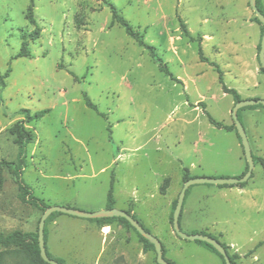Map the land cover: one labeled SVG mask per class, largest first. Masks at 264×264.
I'll return each mask as SVG.
<instances>
[{"label": "rangeland", "instance_id": "rangeland-1", "mask_svg": "<svg viewBox=\"0 0 264 264\" xmlns=\"http://www.w3.org/2000/svg\"><path fill=\"white\" fill-rule=\"evenodd\" d=\"M31 1L0 0V159L20 160L11 133L25 118L20 111L49 110L25 125L34 138L23 179L35 197L49 208L94 213L106 210L113 185V208L135 214L162 242L166 260L224 264L197 241L180 238L171 216L185 169L214 179L245 172L239 134L209 120L233 125L235 101L201 61L199 41L227 87L242 100H264L263 25L250 0H109L182 83L119 23L111 27L112 10L101 0H34L40 37L30 42L31 57L14 59L23 34L35 29L27 19ZM180 19L196 41L184 35ZM85 94L105 117L86 105ZM241 122L253 154L264 158V108L243 109ZM1 174L0 233L38 232L49 208L23 203L14 177L7 169ZM113 226L122 233L106 237L94 221L61 213L47 225V251L66 264L157 263L156 249L144 252L138 231ZM180 227L213 235L240 256L237 264H264V166L255 165L244 187L192 185ZM112 254L120 257L107 262Z\"/></svg>", "mask_w": 264, "mask_h": 264}, {"label": "trees", "instance_id": "trees-1", "mask_svg": "<svg viewBox=\"0 0 264 264\" xmlns=\"http://www.w3.org/2000/svg\"><path fill=\"white\" fill-rule=\"evenodd\" d=\"M101 1H103L105 4H107L112 10L113 20L111 23V27L114 26L115 23H119L122 27L125 28L127 34L130 37H132L141 47L146 48L150 52V55L152 56V58H154L156 61L159 62L160 69L162 72H164L166 75L171 77V79L173 81L182 83L179 78H176L170 72V70L168 69V66L164 63L162 58L159 57L156 47H154L153 45H151L145 41L144 35L142 33H140L139 31H137L127 21V19L123 15L120 14L116 5L109 0H101ZM257 6H258L259 10L264 14V8L261 4V0H257ZM27 19L35 27V29L29 34H23V37H22L23 43H22L21 50L16 55V57L14 59L31 57L32 54H31V50H30V42H35L40 37L41 28L39 27L38 22L35 18L34 0L31 1V5L28 9ZM256 19L261 25H263L261 23V21L259 20V18H256ZM180 23H181V28L184 32V35L186 37L190 38L191 41H196V39L191 35V33L187 29L186 25L183 23V21L181 19H180ZM262 31L264 33V26H263ZM199 44H200L199 54H200L201 61L209 63L218 72L219 80H220V83L222 84V88H223L224 93L232 95L234 98L235 104L242 101L241 95L239 94V92L237 90L229 88L224 84V81H223L224 75H223V72L220 69L219 65L216 64L215 62H210L207 58L204 57L200 41H199ZM259 49H261V43L259 45ZM261 72L264 73V67H262V66H261ZM1 80H2V85L4 86L5 84L3 82V77H1ZM84 98H85L86 105L89 108L97 111L101 116L105 117L104 114H102L98 111L97 106L92 102V100L89 98V96L87 94L84 95ZM256 100H258V99H256ZM257 106H261L264 108V106L262 104H259L256 106H249V107H245V108L240 109L238 112V116H239L240 121H241V111L243 109L256 108ZM48 112H49V110H44V111L32 113L31 110H29V109H22L20 111V113L23 114L25 116V118L22 121L16 123L15 126L13 127V129L11 130V133L14 136V142L19 147V158H20V160L18 162H14V161H7V160H1L0 159V187H1V184L3 181L1 171L4 169H7L9 171V173L14 177L16 183L18 184L20 200L23 203L35 206L42 211H45L49 207L47 206V204L45 203V201L43 199H39V198L35 197L32 194V191L29 188V186L27 184H25L24 179H23V156H24V152H25L27 146L33 141V138H34L33 134L26 128L25 125L43 118ZM208 116H209V120H210L211 124L214 125L215 127L219 128V129H224L228 132H232L234 130L237 132V128H236L235 123L231 126H227V125L223 124L222 122L215 120L210 115H208ZM238 138L242 144V141H241V138L239 135H238ZM253 158H254L255 165L260 162L264 166V158L257 157L254 154H253ZM247 171H248V163L246 165L245 172L243 173V175L241 177H243L247 173ZM252 177H253V175H252ZM192 178H196V177H193L190 174L189 170L185 169V173H184V177H183L184 182H187L188 180H190ZM168 181L169 180H166V183L162 186V188H161L162 193H165ZM246 183L239 184V185H224V186H220V187L221 188H225V187L230 188V187H235V186H243L244 187L246 185ZM189 189L187 190L186 196L188 195ZM113 193H114V188L112 185V187L109 191V194H108V202H107V208L106 209H113V206L115 203ZM177 202L178 201L175 202L174 207H173V212H172V216H171L172 224H173L174 210L176 209ZM128 213L131 214L133 216V218L137 220V217L135 214H133L131 211H128ZM59 214H61V213L55 212V213L51 214V216L46 221V227H45V241L46 242H47V225H48L50 220H52L55 216H57ZM181 216H182V213H181ZM181 216H180V221H181ZM90 220L94 221L101 228L106 227V226H113L115 223H120L123 228L133 229L137 232V230L131 225V223L127 219L122 218V217H105V218H96V219H90ZM141 225L146 229V227L142 223H141ZM146 230L148 231V229H146ZM137 234H138L141 242L143 243L144 252H148L150 250L155 249V245L153 243H151L149 240L144 238L139 232H137ZM193 234H197V232H193ZM201 234L209 235V236L217 239L213 235L205 233V232H201ZM197 242L201 246L206 248L207 250L218 255L223 260L224 264H226L224 257L212 245H210L206 242H203V241H197ZM222 245L226 248L232 263L237 264V260L240 258V256L236 253L231 254L229 252V246H227L224 243H222ZM163 252L165 254L164 246H163ZM48 255L51 259H54L60 263L66 264L64 261H62L60 259L53 258L49 254V252H48ZM164 257H165V255H164ZM0 264H48L41 257V251H40V247H39V230H38V232H35V233L34 232H23L20 230H16V231H13V232L8 233V234L0 233ZM156 264H159L158 261Z\"/></svg>", "mask_w": 264, "mask_h": 264}, {"label": "water", "instance_id": "water-1", "mask_svg": "<svg viewBox=\"0 0 264 264\" xmlns=\"http://www.w3.org/2000/svg\"><path fill=\"white\" fill-rule=\"evenodd\" d=\"M250 5L252 10L255 12L256 16L259 18L261 23L264 26V14L259 10L257 6V0H250ZM259 61L262 67H264V33L262 36L261 40V49L259 52ZM262 104L264 106V100L258 99V100H242L238 103L235 104L233 110H232V118L233 121L236 125L237 132L241 138L244 153L246 156V160L248 163V171L247 173L242 177V178H231V179H214V178H192L185 182L183 189L180 193L176 209L174 211L173 215V229L175 233L182 239L186 240H191V241H203L206 242L210 245H212L225 259L226 264H233L226 248L222 245L221 242H219L217 239L209 236V235H204L201 233L197 234H187L184 233L181 230L180 227V216L183 211V206L186 198V193L187 190L194 184H200V183H206V184H215L218 186H224V185H239L248 182L252 175L253 171L255 168V162L253 158V152L251 148V144L247 135V132L245 130L244 125L239 119L238 112L240 109L249 107V106H256ZM55 212H61L65 213L70 216L78 217V218H84V219H96V218H105V217H122L127 219L131 225L147 240H149L151 243L155 245V249L157 252V261L159 264H172L169 261L166 260L164 257V252H163V244L162 242L152 235L150 232H148L142 225L141 223L134 219L131 214L125 211H120L115 208L113 209H106V210H101L98 212L90 213V212H85L81 211L78 209L74 208H69V207H60V206H54L50 207L45 211L43 214L41 221H40V226H39V247L41 251V257L43 258L44 261H46L48 264H63L60 263L54 259H51L48 255L47 248H46V241H45V227H46V221L47 219L51 216V214Z\"/></svg>", "mask_w": 264, "mask_h": 264}, {"label": "crops", "instance_id": "crops-1", "mask_svg": "<svg viewBox=\"0 0 264 264\" xmlns=\"http://www.w3.org/2000/svg\"><path fill=\"white\" fill-rule=\"evenodd\" d=\"M240 144V143H239ZM244 168V167H243ZM243 172H244V169H242V174H243ZM99 231H100V233L103 235V236H106V237H112L113 235H115V234H120V233H122V232H120L121 231V227H116V226H106V227H103V228H100L99 229ZM206 249V248H205ZM207 250V249H206ZM209 253H211V254H213V255H215L214 253H212L211 251H209V250H207ZM117 252H118V250H117ZM120 257V255H114V254H112V255H110V257H108L109 258V260L107 261V262H110L112 259H117V258H119ZM132 262V261H131ZM131 262H129V261H127L126 260V262H124V263H121V264H132Z\"/></svg>", "mask_w": 264, "mask_h": 264}]
</instances>
